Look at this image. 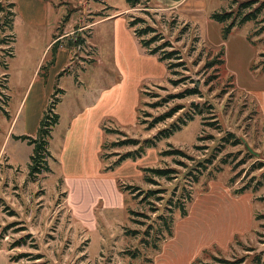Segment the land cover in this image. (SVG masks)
Segmentation results:
<instances>
[{
    "label": "rangeland",
    "instance_id": "1",
    "mask_svg": "<svg viewBox=\"0 0 264 264\" xmlns=\"http://www.w3.org/2000/svg\"><path fill=\"white\" fill-rule=\"evenodd\" d=\"M176 1L152 0L146 15L142 6L129 9L125 0H0V248L7 255L39 253L46 264H264V32L255 34L264 25V10L257 22L234 26L223 40V25L210 15L235 11L233 0H181L172 7ZM128 17L145 21L135 29L154 27L164 39L152 47L169 42L182 60L168 63L184 65L168 74L156 56L141 52L146 56L140 59L128 47L122 61L130 70L119 76L113 66L115 29L127 45ZM67 25L70 34L61 38ZM51 26L59 47L52 64H47L51 50L41 61L45 74L29 96L27 86ZM221 51V70H205L206 54ZM167 78L184 81L172 86ZM185 87L198 88L200 95L162 101ZM102 92L108 94L100 100ZM54 94L58 122L48 144L51 172L32 181L33 146L15 137H36ZM95 105L105 113L100 129L104 124L105 130L140 141L186 112L201 114L136 161L105 172L115 159L112 152L133 149L110 147L122 135H100L92 125L88 160L80 151L81 132L67 140L76 112ZM174 107L182 109L146 129L145 121ZM99 141L105 148L97 152ZM168 150L185 156H160ZM157 167L174 169L176 178L144 184L141 170ZM127 186L143 195L132 198ZM148 190L159 192L146 198ZM179 203L185 216L167 210ZM164 218L172 219L171 237ZM147 230L149 237L143 235ZM26 235L22 246L11 249ZM142 237L148 244H141ZM28 263L24 257L12 264Z\"/></svg>",
    "mask_w": 264,
    "mask_h": 264
},
{
    "label": "trees",
    "instance_id": "2",
    "mask_svg": "<svg viewBox=\"0 0 264 264\" xmlns=\"http://www.w3.org/2000/svg\"><path fill=\"white\" fill-rule=\"evenodd\" d=\"M152 0H125V4L129 9H133L139 6H142L144 8V12L146 15H150L149 13V7L148 5L150 4ZM232 5L236 7L235 11H228V12H214L210 15V19L214 20L220 24L223 25L221 28V38L223 40H226L231 29L234 26H241L245 22H257V19L261 12L264 10V2L259 1V0H244L239 2L238 0H233ZM13 4L9 5V9H12ZM246 10V11H245ZM10 16H12V12L9 11L8 13ZM69 15L70 13L67 12V14L61 19V26L63 27L69 20ZM130 18L127 21V25L129 29H132L133 34L135 38L138 40L139 45L145 49L146 53L148 55L156 56L159 61L164 62L166 65L167 73H170V70L172 67L175 66H181L184 65L181 63L182 61L175 63V64H169L168 61L170 60H182V57L180 53L176 50H172V46L169 42L163 41L161 45H158L156 47H152V44L155 42H161L164 37L162 35H156V29L150 25H146L145 27H140L138 29H135V25L145 23V21L139 17L137 18ZM132 19V20H131ZM11 21V20H10ZM8 21L9 25H11V22ZM186 29V27H184ZM264 32V25L259 27L255 34H261ZM152 35L151 38L149 39H143V37L147 35ZM57 35H53V39H56ZM61 36V35H60ZM59 36V37H60ZM11 41H13V37H11ZM59 45L57 42H54L52 46L50 47V50L52 52L51 60L48 61V65L53 63V58L55 55V52ZM165 48H171L170 51H161ZM10 55H12V51L9 52ZM206 60L203 63V68L205 70H211L215 66L217 68V71L221 70L222 66L224 65V59L223 57V52H219L216 55H211L206 54ZM261 57H264V53L260 55ZM262 69L264 71V59L261 62ZM44 67L42 66L40 69V74L41 76H44L45 73H42V70ZM184 81V79H177V80H172L170 78H167V82L170 83L172 86H177L181 84ZM209 82L211 81H205V85H208ZM200 95V91L198 88L193 87H185L183 91L180 93L174 95V96H167L162 99L163 102H168L169 100L173 98H186L190 96H198ZM56 95L54 94L52 96V101L49 102L48 107L45 109V111L42 114V117L39 121L37 133L35 138L27 137V136H19L15 137L16 140H21V141H27V143L31 146H33V153L30 156V161L28 165V177L32 181H35L38 176L44 174V173H49L51 172V169L49 167L48 160L52 159L51 153L48 150V144H49V139L51 138V132L53 127L57 124L58 122V115L55 113V104H56ZM161 101H159L156 104H160ZM159 106V105H156ZM193 109L197 107V105H192ZM182 107H174L170 109V111L159 115L158 117L154 118L153 121L145 123L147 124L146 129L151 130L153 129L157 124L164 122L165 120L172 118L175 113L178 112V110H181ZM200 111L194 112L189 114V113H184L182 117H178L177 120L173 123H171L168 127L161 129L158 131L156 135H154L151 138L144 139L140 141L139 139L135 138H130L127 137L125 134L120 132L119 130H111V129H106L105 130L104 124L101 126V130L103 134L106 133H111V132H118L120 135L124 137L122 140H117L114 141L110 144L111 148L114 147H120V146H131L133 149L126 151L124 153H119V152H112L110 154L111 157H115V159L110 162L106 163V157L100 153V158L102 161H104L106 164L104 166V171H110L118 166H120L123 162L130 160V161H136L138 158H140L147 149L149 148H154L156 147V144L161 141L162 139H166L171 137L175 132L179 131L182 126H185L187 121L193 120L194 115H200ZM227 136H232L231 134H227ZM224 140H227L226 137L223 138ZM236 142H238L236 140ZM105 148L104 142L101 144V151H103ZM172 155H178V156H185L184 153H182L180 150H168V151H163L160 153V156H172ZM142 179L143 183L146 185H159L158 181L164 180V181H171L173 178H176V172L172 168H166V167H157V168H143L142 170ZM119 188V187H118ZM121 191V189L119 188ZM125 191H128V193L132 196V198L137 199L140 196L143 195L142 191L135 186H127L125 188ZM122 192V191H121ZM159 192V190H148L145 195L146 198H149L152 196L154 193ZM190 200V199H189ZM169 204H172L170 201ZM172 209H177L180 211L181 216L186 215V210L184 208L183 203H179L178 205H174L172 208L167 209L170 210V214H172ZM132 211L129 213L131 214ZM135 214V213H133ZM158 218H162V216H158ZM164 223V230H166V235L167 237L172 236V219L171 218H164L162 219ZM152 228V227H151ZM150 227L149 229L152 230ZM150 230L145 231L143 233L144 236L149 237L150 235ZM135 233V231H134ZM137 234V233H135ZM126 235H128V232H126ZM25 238H29V235H26L23 237L20 241H18L15 245L11 246L12 248H16L19 246H22L24 244ZM141 244H148V241H146L145 237L141 238ZM36 249V247H33ZM153 248L157 249L158 246L156 244L153 245ZM2 249V248H0ZM26 257L27 260L30 262L28 264H46L44 261H42L43 256L39 253H34V254H29V253H20L15 256H9L8 255V262L9 264L19 262L22 258ZM259 260V258H257Z\"/></svg>",
    "mask_w": 264,
    "mask_h": 264
},
{
    "label": "crops",
    "instance_id": "3",
    "mask_svg": "<svg viewBox=\"0 0 264 264\" xmlns=\"http://www.w3.org/2000/svg\"><path fill=\"white\" fill-rule=\"evenodd\" d=\"M181 0L176 1L174 4H172V7L176 6L177 4L180 3ZM118 15H123L122 13L119 14H114V16H117L114 18L115 22H119L120 19L118 18ZM123 22V21H121ZM68 25L65 26V29L63 31V35L61 36V38H64L65 36H68V34H70L68 32L67 29ZM54 31H55V27L51 26L48 29L47 32V37H45L44 40V44L42 46L41 49V55L39 56L37 63L33 69L32 72V81L31 83H29V85L27 86V90L26 93L28 91V89H30V85H31V89L28 92V95L30 96L31 92H32V88L35 84L39 83L41 81L40 79V69L42 66H40L41 61L43 59H45L46 54L48 53V51L50 50V46L52 43H54V39H53V35H54ZM131 34H132V38H129L128 40V44L125 45L123 43V41L121 40V37L118 36V29H115V41H114V55L116 57V60L113 61V66L115 68L116 73L119 76H123L125 77L127 75V72L130 70V67L124 62L122 61L126 49L129 47L130 52H134L135 56L136 55H140V53L142 52L143 54H147L145 49H143L140 45L138 40L135 38L132 29H130ZM141 56H146V55H140V59ZM143 58V57H142ZM119 84L113 86V90L115 89V87H117ZM103 96H100V100L102 99V97H104L105 95H107V92H102ZM82 112H76L73 121L71 122V126H70V130L69 133L67 135V140L71 139L72 134L77 133V132H81L82 134V138H81V144H80V151L83 154L84 159L88 160L87 158H89L88 156V147H89V142L91 139V126L92 125H97L98 128H96V131L98 133H100V135L103 134L102 130L100 129V121L104 118V114L103 112L100 111V109H98L97 105L95 106H86L85 108H83L81 110ZM101 141V140H100ZM98 143V148H97V152L100 151L101 149V143ZM87 165V161L85 163V167ZM85 174L87 175V173L85 172ZM64 182V181H63ZM8 255L7 252L3 249H0V264H9L8 262Z\"/></svg>",
    "mask_w": 264,
    "mask_h": 264
}]
</instances>
